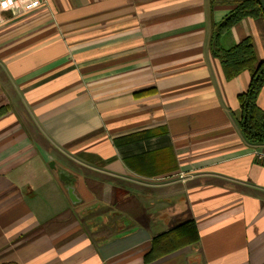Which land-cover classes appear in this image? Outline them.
<instances>
[{
  "label": "crops",
  "instance_id": "crops-1",
  "mask_svg": "<svg viewBox=\"0 0 264 264\" xmlns=\"http://www.w3.org/2000/svg\"><path fill=\"white\" fill-rule=\"evenodd\" d=\"M223 1L0 7V264H264V145L240 130L251 76L228 81L211 48L237 8ZM246 39L263 61V19L219 44ZM188 222L198 242L146 262Z\"/></svg>",
  "mask_w": 264,
  "mask_h": 264
},
{
  "label": "trees",
  "instance_id": "trees-1",
  "mask_svg": "<svg viewBox=\"0 0 264 264\" xmlns=\"http://www.w3.org/2000/svg\"><path fill=\"white\" fill-rule=\"evenodd\" d=\"M237 8L229 13L222 22L214 26L211 37L213 55L221 62L225 77L233 80L243 72H249L251 81L248 90L239 95L242 110L240 130L249 145H264V111L258 106L259 96L264 88V60L259 62L253 42L246 39L231 49L222 48L220 37L246 18L263 19L264 13L256 0H236ZM223 0H211V6L223 4ZM199 235L192 222L178 226L174 230L155 237L152 248L146 255V262L158 259L160 253H170L180 245L196 243Z\"/></svg>",
  "mask_w": 264,
  "mask_h": 264
},
{
  "label": "built area",
  "instance_id": "built-area-1",
  "mask_svg": "<svg viewBox=\"0 0 264 264\" xmlns=\"http://www.w3.org/2000/svg\"><path fill=\"white\" fill-rule=\"evenodd\" d=\"M44 0H0V7L4 10H13L20 14L31 12L41 7ZM256 156L259 162L264 163V150L257 151ZM181 178L184 176L181 175Z\"/></svg>",
  "mask_w": 264,
  "mask_h": 264
},
{
  "label": "water",
  "instance_id": "water-1",
  "mask_svg": "<svg viewBox=\"0 0 264 264\" xmlns=\"http://www.w3.org/2000/svg\"><path fill=\"white\" fill-rule=\"evenodd\" d=\"M256 1L258 2L259 6L261 7V9L263 10V13H264V0H256ZM53 165L54 164L52 163V166ZM54 168H55V166H54ZM60 176L64 182H70V179H68L67 176H65V174H63L62 172H61Z\"/></svg>",
  "mask_w": 264,
  "mask_h": 264
}]
</instances>
